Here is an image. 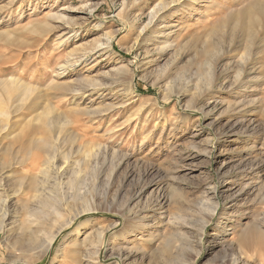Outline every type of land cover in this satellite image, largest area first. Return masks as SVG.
Returning <instances> with one entry per match:
<instances>
[{
  "label": "rangeland",
  "instance_id": "374dc122",
  "mask_svg": "<svg viewBox=\"0 0 264 264\" xmlns=\"http://www.w3.org/2000/svg\"><path fill=\"white\" fill-rule=\"evenodd\" d=\"M248 2L0 0V264H264V30L227 20Z\"/></svg>",
  "mask_w": 264,
  "mask_h": 264
},
{
  "label": "bare ground",
  "instance_id": "6f19581e",
  "mask_svg": "<svg viewBox=\"0 0 264 264\" xmlns=\"http://www.w3.org/2000/svg\"><path fill=\"white\" fill-rule=\"evenodd\" d=\"M227 20H228V22L229 21L236 22L237 25H241L242 27L246 25L247 26V29H248V35L251 38L252 35L249 32L252 31L254 28L257 27V28L261 29L262 31L264 30V0H249V2L245 5V7H243L242 10L237 11L235 13L229 14V16L227 17ZM166 25L167 24H164V26L162 25L163 27L161 26V28L164 29L166 27ZM162 31H161V34H160V38L166 37V36H163L165 33H163ZM155 44L158 45V48H159L161 46V44H163V41L161 40L160 42H157ZM250 57L251 56H249V58ZM208 58H210V57H208ZM249 58H247V59H249ZM246 71L247 70H245V69H241V71L237 74V77L235 78V84L233 85V88L232 89H234V90L240 89V92H243L244 90H246L245 85L247 84V82H244L243 83V80L244 79H247V78L251 80V79L254 78V76L251 77V75L249 73H246ZM61 75H64V72L62 71L61 68H58L57 76H61ZM223 76H224L223 74L222 75L219 74L217 76L216 80L215 81L213 80V81L214 82L220 81V78L223 77ZM214 77H216V76H214ZM243 77H244V79H243ZM1 83H2V85L4 84L6 86V90L9 91V94H10L11 91H14V89L12 87H10L9 85H7V84H11L12 83V79L2 80ZM208 90H210V88ZM18 100H19V97H18ZM203 101H205V100H203ZM198 110H201L202 111L203 108H201V109L199 108ZM1 115H4L5 116V114H1ZM1 115H0V117H1ZM0 122H4V120L2 119V121H0ZM4 123H0V147L2 146V141L7 138L6 136H4V134H6L7 131L9 132V128L7 127L6 123L5 124ZM7 134H8L7 136H9L10 132L7 133ZM30 137L28 136L26 139H24L22 141H19L21 143V149H26L27 150L25 156H27V157L30 156L29 160L31 162L30 163L31 169L33 170V169H36L37 166H40V167L42 166L43 169L41 170V173H45V175H46V174H48V169L51 168L50 160L52 158L48 156L46 159H43L39 154H41V152H44V151H46L48 149L46 147H49V140L47 139V140H41L40 141L38 139H33L32 137L31 138ZM14 140H18V139H16V137H15ZM1 176H2V173H1ZM1 185L2 184H0V187H1ZM8 197H9L8 195H6V197H3V198L0 196V233H3V235H6V236H7L8 232H10L9 231L10 229L7 228L9 224L6 223L7 220L9 219V217H10L9 216L8 209H7V206H8L7 205L8 204L7 203L8 202L7 198ZM141 222H143V221H141ZM69 223H70L71 226L74 224L73 222H69ZM86 227H87V224L83 228H81V229L79 227H75L74 231L72 232V234L70 236L72 238H71V244H70L69 248H73L74 246L81 247V245H83L84 241H86L87 236H88V235H85L86 234V232H85ZM31 230H30V233H32ZM143 230H144V225L142 223H140V224H134V225L130 226V228L124 227V230H123L124 231V234H122V236H120L121 237V242L125 246L124 249H128L129 252L133 251L136 248L135 241L141 239V237H139L138 235H142V233L144 232ZM252 231H253V229H252ZM252 231L245 229L244 231H242L240 233V236L238 238L239 239L238 241H240V244H242V243H243L242 245H245V244L246 245H249V244H251V241H250L251 236L250 235L252 234ZM60 233H61L60 231H57L56 234L51 237L50 241H48L49 244H50V246H51V243L55 242L57 240V238L60 237ZM178 234L180 235V232ZM97 237H98V239H100L102 237V233H99L97 235ZM111 237L115 241V239H116L115 237L116 236L115 237L114 236H111ZM31 238H33V237H31ZM146 241L147 242L150 241L148 235H147ZM31 243H32V241L29 239L28 241L26 240L25 242L18 243V245L20 244L19 246H20L21 249H22V247H23V249H25L26 247H29L28 245H32ZM23 245H27V246L24 248ZM50 246H49V248H50ZM164 249H165V247H164ZM61 251H59V252H61ZM70 252H72V249H71ZM134 252H135V250H134ZM73 253H76V251H73ZM60 254H62V253H60ZM163 255H164V257L167 258V260L169 259L170 255H171L169 253V248L166 249V250H163ZM186 259H187L186 260V264H193L192 260H190L189 258H186ZM116 264H123V262L120 259V260L116 261Z\"/></svg>",
  "mask_w": 264,
  "mask_h": 264
}]
</instances>
